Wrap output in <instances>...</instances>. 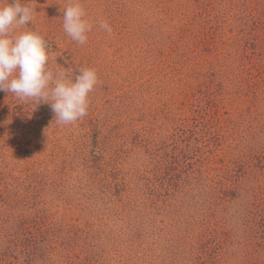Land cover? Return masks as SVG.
Wrapping results in <instances>:
<instances>
[{"label": "rangeland", "instance_id": "1", "mask_svg": "<svg viewBox=\"0 0 264 264\" xmlns=\"http://www.w3.org/2000/svg\"><path fill=\"white\" fill-rule=\"evenodd\" d=\"M79 2L83 45L21 0L98 82L68 125L0 90V264H264V0Z\"/></svg>", "mask_w": 264, "mask_h": 264}, {"label": "clouds", "instance_id": "2", "mask_svg": "<svg viewBox=\"0 0 264 264\" xmlns=\"http://www.w3.org/2000/svg\"><path fill=\"white\" fill-rule=\"evenodd\" d=\"M35 7L21 0L0 2V90L35 105L47 103L59 123L68 125L88 113L89 94L98 82L95 69L82 68L75 78L67 70L54 73L48 68L49 55L44 38L24 29ZM79 0H69L63 10V29L71 40L83 45L92 25ZM100 27L111 32L107 22Z\"/></svg>", "mask_w": 264, "mask_h": 264}, {"label": "trees", "instance_id": "3", "mask_svg": "<svg viewBox=\"0 0 264 264\" xmlns=\"http://www.w3.org/2000/svg\"><path fill=\"white\" fill-rule=\"evenodd\" d=\"M250 20L254 23V27H257L259 25L258 24L259 22H256L257 19L253 15L250 16ZM255 29H257V28H255ZM262 59H263V55H262ZM260 61H262V60H260ZM254 84L259 87L261 92L264 91V78L257 77V79L254 81Z\"/></svg>", "mask_w": 264, "mask_h": 264}]
</instances>
